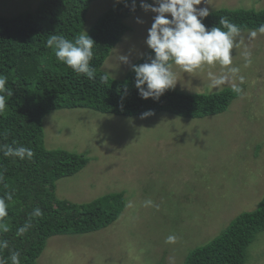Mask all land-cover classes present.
I'll use <instances>...</instances> for the list:
<instances>
[{
  "label": "rangeland",
  "instance_id": "obj_1",
  "mask_svg": "<svg viewBox=\"0 0 264 264\" xmlns=\"http://www.w3.org/2000/svg\"><path fill=\"white\" fill-rule=\"evenodd\" d=\"M123 1L132 0L92 2L83 31L88 34ZM41 2L0 0V17L33 13ZM197 7H208L210 14L221 9L259 12L264 0H208ZM154 15L142 11L125 21L130 31L101 68L110 81L125 80L148 53L144 41ZM251 31H241L232 50V66L245 77L243 94L222 114L186 119L159 113L142 119L74 109L44 118L47 150L88 160L80 173L55 184L56 199L82 205L123 193L125 207L106 229L48 239L35 264H184L236 217L259 207L264 199V33L251 37ZM245 50L252 54L249 67L244 66ZM122 55L128 56L127 64L119 61ZM209 70L219 74L226 69L218 63L192 73L174 67V90L212 95L231 89L230 84L210 87ZM245 264H264V232L249 247Z\"/></svg>",
  "mask_w": 264,
  "mask_h": 264
},
{
  "label": "trees",
  "instance_id": "obj_2",
  "mask_svg": "<svg viewBox=\"0 0 264 264\" xmlns=\"http://www.w3.org/2000/svg\"><path fill=\"white\" fill-rule=\"evenodd\" d=\"M95 0H42L33 13L0 17V74L8 78L13 96L0 113V145L32 149L31 160L4 157L0 152V197L6 200L7 216L0 224V240L9 247L0 250L6 264L12 252L20 254V264H35L46 241L55 236L85 235L110 227L125 207L123 193L104 196L89 204L59 201L55 184L80 173L88 160L80 154L49 151L44 145L43 120L52 111L90 109L101 114L137 117L151 110L180 118L202 119L226 112L239 97L232 89L212 95H189L171 89L158 101L142 99L135 88V73L125 80H101L102 65L112 49L130 31L125 21L142 12L141 2L123 1L102 15L88 33L95 42L90 66L96 79L88 80L57 61L46 40L50 35L72 39L84 30L86 15ZM151 4L152 1H145ZM226 16L241 28L255 30L264 25V10L221 9L203 20L206 28L219 26ZM153 53L135 65L147 62ZM151 115V116H153ZM39 208L42 216L32 215ZM28 225L23 234L18 229ZM264 232V199L251 213L240 214L229 227L206 246L189 254L184 264H245L249 247Z\"/></svg>",
  "mask_w": 264,
  "mask_h": 264
},
{
  "label": "clouds",
  "instance_id": "obj_3",
  "mask_svg": "<svg viewBox=\"0 0 264 264\" xmlns=\"http://www.w3.org/2000/svg\"><path fill=\"white\" fill-rule=\"evenodd\" d=\"M202 3L207 5L208 0H152L151 4L141 0L140 8L155 14L144 41L153 56L145 63L132 65L135 88L142 99L151 98L158 101L166 91L174 89L178 82L174 67H178L180 72L192 73L217 63L226 70L219 74L211 70L207 72L210 87L220 89L230 84L234 93L243 94L241 85L244 84L245 77L240 75V67L232 66V50L238 45L241 28L226 16L219 18V26L206 28L203 20L210 15V11L208 7H197ZM135 7L136 0H132V10H135ZM257 33H264V25L252 30L250 36L255 37ZM46 44L53 50L57 61L71 68L77 75H82L88 80L96 79L95 69L90 66L95 42L87 32L82 31L72 39L53 34L47 38ZM243 57L244 66L249 67L252 64L251 52L245 50ZM118 59L124 64L129 62L128 56L122 55ZM100 79L107 80L108 76H101ZM7 84L8 78L0 74V113L6 110L7 98L13 96V91ZM151 115L153 113L149 110L142 113L141 118ZM0 152L4 157H16L20 160H31L34 156L32 149L25 146L14 148L6 144L0 145ZM2 178L3 173L0 172V179ZM12 198L11 193L0 197V220L8 214L6 200L11 201ZM146 203L150 204L151 201ZM32 215L40 217L42 212L36 208ZM28 227L25 225L18 229V235L23 234ZM0 230L6 232L8 229L0 224ZM169 240L174 241L175 237H169ZM8 247L6 240H0V250ZM10 260L11 264H20V254L12 252ZM0 264H6L3 257H0Z\"/></svg>",
  "mask_w": 264,
  "mask_h": 264
}]
</instances>
